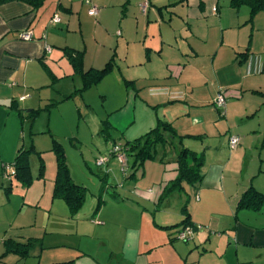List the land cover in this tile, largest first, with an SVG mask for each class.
<instances>
[{
	"label": "crops",
	"instance_id": "0c3cea01",
	"mask_svg": "<svg viewBox=\"0 0 264 264\" xmlns=\"http://www.w3.org/2000/svg\"><path fill=\"white\" fill-rule=\"evenodd\" d=\"M81 1L88 7V15L95 18L96 23L102 22L107 9H101L97 4L93 5L91 0ZM229 2L231 0L143 1L141 11L144 15L152 7L160 5L161 7H158L159 14H162L163 7L173 14L170 24H172L174 18L180 21L177 26L184 24L183 31L173 36V38L182 36V44L177 38L174 39L176 43L172 44L173 38L170 40L161 34L159 42L155 46H142L143 51L141 54L139 52L134 54L129 51L124 58L125 63L123 65L120 62L118 65L117 62L114 65L113 60L116 53L113 52L104 66L111 62L109 73L118 67L125 79L126 86L133 85V91L127 92L126 90V94L134 102L128 108H137L140 103L143 110L151 111L149 112L150 115L156 114V116L155 114L150 116L149 127H147L145 134L160 123L171 124L174 133L167 131L165 136L167 137L166 147L168 145L174 146V152L171 153L172 159L166 160V158L159 156V160L154 163H158L160 174L158 177L153 178L149 169H155L154 163L148 164V161L145 165L144 162L141 174L136 175L135 171L140 169L143 164L134 166V158H132L133 161L130 163L132 170L130 176H133L131 183L140 186V180L146 179L149 185H145L146 187H142V189H140V186L134 192L127 189L125 194L120 190H114L111 191L110 197L107 199L103 198L102 194L105 190L104 185L101 187L100 192L93 196L94 200L88 209L82 212L87 205L86 198L82 208L74 215L71 214L69 205L63 198L54 199L56 197L54 195L56 176L54 180L51 179L52 184L49 185L50 188L47 192L43 187L32 194L31 197H29V190L34 181L31 168L32 182L30 185H25L18 179V176H13L16 180L18 179L17 181H20L22 185L20 193H23V199L18 204L19 207L16 211L15 207L18 200L12 201L11 198V190H13L14 185L13 177L8 184L5 183L6 180L0 178V249L3 244L6 245V248H3L0 254V262L6 258H3L2 255H7L9 258L10 256L13 257L11 261H6L7 264H23L27 261L26 259L31 255V249L35 248L37 244L40 245L42 235L27 234L23 229L27 226L35 227L38 214H40L51 221L52 224H55L53 228L45 233V238L50 241H52L49 238L50 232L62 231L72 225L76 230L81 229L85 234L87 227L94 226L99 230V233H119L117 238L120 246L116 251L119 258L116 264H183L180 263L183 259L181 253L185 256L188 252L187 257H185L188 258L190 253L188 251L189 240L193 238V235L187 240V244L182 245V242H173V240L176 239L175 235H180L186 227L182 222L187 211L190 214V226L196 227L192 231H197L200 226H212L213 223L216 224V227L225 231L230 232L232 229L231 235L234 241L233 244H228L226 250L229 247L233 248L236 254L239 255L238 261L241 257L245 262L264 264V214L259 216V213H257L261 211L264 204L256 212L252 209L237 208L239 199L251 185L254 186L253 182L256 177H259L258 173L261 169V167H258L257 170L250 169L253 159L250 153L253 149L264 147V121L262 120L256 126L253 120L257 112L262 109L261 106H264V91L254 86L253 82H248L247 79L264 72V60L256 54L254 46H249V44L242 46L243 43L240 42V38L232 42L226 39L225 29L231 28V25H228L224 20L227 13L231 11L228 10ZM146 3H148V6L144 10L143 5ZM78 5V0H44V3L38 8L22 0H12L0 4L1 175L5 173L3 163L12 164L21 149L28 151L35 144L34 140H36L37 133L35 132L34 135L32 130L36 118L32 117L31 111L37 108L32 107L30 110H26V106H31L28 102L32 101V99H29L32 98V93L38 90L42 92V89L48 86L53 76H55L53 67H50L49 62H52L51 65L62 67L61 61L67 57L75 68L71 58V53H73L81 56V66L80 68L77 66L75 69L79 71L83 67L85 68L86 50L73 47L75 45L70 44L67 38L68 32H71L76 26L77 28L73 31H81L83 21L80 13L82 9ZM244 5L248 6L247 4ZM92 7L97 9L96 15L90 14ZM233 7L235 6H231L232 10L235 11ZM248 7L250 8V6ZM242 11L241 13L240 10H236V15L243 18L246 10ZM55 13H58L61 17V21L57 24L51 22ZM249 14L248 21L251 17V8ZM208 17L212 18L214 25L219 27L221 34L224 30L220 46H199L189 40L194 37L196 41H203L205 45L207 44L209 35L205 34L204 38L206 39L200 38L199 36L203 35L194 31V22ZM208 20L206 23H208ZM240 24L234 26L237 27ZM210 30H212L211 27L207 32H210ZM22 32H31L32 39L25 40L21 38L20 34ZM200 60L203 62L198 63ZM90 69H101V67L88 68L83 74V78ZM71 74L73 72H65L64 76H61L56 72L58 78L71 76ZM229 76L233 79L232 81H229ZM220 92H224L227 99L224 115L215 104V98ZM24 111L28 114H24ZM26 117L31 121L30 138L32 141L27 149L23 146V123ZM115 127L119 128L120 126L116 124ZM124 131L125 129L121 133ZM232 136L240 138L236 148L230 146ZM127 137L131 138V136ZM220 137L226 138V146L233 151L226 149L224 143H222L223 141L218 140L215 144L211 142L213 139ZM129 138L125 140V143L120 144L126 145L128 141L136 139ZM206 139H209V143L206 142ZM114 144H117L116 138L110 143L112 147ZM111 146L105 147V155L112 148ZM158 147H161V145ZM166 147H161L163 149L162 155L166 154ZM184 148L203 154L202 179L195 186L184 183L183 187L175 188L167 193V187L178 176V154ZM115 160L116 158H112L108 164ZM237 166H239L240 172L242 170L241 173L249 175V183L246 182L245 178L244 183H242L246 186L245 190L242 189L239 179L236 180V172L231 171ZM103 169H101L102 179L109 174V171L105 172ZM250 170L251 173H249ZM40 173L36 178L43 176L44 172ZM123 173L126 174V172ZM148 176H151V180L148 179ZM72 177L74 178L73 175ZM74 180L77 183L79 182L75 178ZM78 184L83 185L84 183ZM3 188L5 192L2 190ZM256 189L264 193L263 190ZM173 192L180 195L179 214L177 216L175 214L173 220L168 218L167 213L166 217L156 219L155 210L153 216L149 214L147 222L154 227L158 225L166 226V231L163 232L162 237L145 236V242L142 246L140 243L142 241L140 237L141 222L131 220L128 215L123 211L120 212V210L123 207L137 209L139 206H144L145 209L150 211L147 205H151L162 212L165 208V205H162L164 200L168 198L169 193L172 194ZM45 193L50 202L49 205H45V202H43V198L46 197ZM18 197L21 200L20 195ZM57 200L58 204L61 205L60 208L55 207ZM39 207L41 210H39ZM184 208L187 210L185 211ZM47 210L49 215H47ZM243 212L244 214L240 218L239 214ZM253 213L255 217H252ZM179 217L182 218L179 220ZM224 217H227V219L224 220ZM257 218H262L259 221L261 223H258ZM82 225L84 228H82ZM112 227H115L116 230H112ZM9 229H14V231H9ZM155 233H158V231ZM111 237H114V235H111ZM29 240L33 242L25 256L13 251L16 244L27 243ZM195 240L194 238L193 241ZM169 243H171V245H168L170 249H164L161 251V255L159 253L157 255L150 254L155 249L162 250ZM42 248L41 244L40 249ZM186 250L187 252H184ZM33 252H36V249ZM40 256L41 251H39L37 257ZM71 259L74 260V264H109L100 261L88 252H80L77 254L76 259L70 258L69 260ZM56 262L63 261L54 260L50 264Z\"/></svg>",
	"mask_w": 264,
	"mask_h": 264
},
{
	"label": "rangeland",
	"instance_id": "374dc122",
	"mask_svg": "<svg viewBox=\"0 0 264 264\" xmlns=\"http://www.w3.org/2000/svg\"><path fill=\"white\" fill-rule=\"evenodd\" d=\"M91 1L93 5L97 4L101 9H107L102 22H99L101 25L95 22V18L88 15V7L85 6L81 0H78V6L82 9L80 15H82L83 25L80 29L81 31H73L77 28L76 26V28H73L71 32H68L67 37L68 42L75 45L73 47L86 50L85 68L83 67L79 71L76 70L68 61L67 57L61 61L62 67L58 65H51L52 62L50 61L49 65L50 67H53L55 76L51 79L50 84L42 89V92L41 90L35 91L34 93L31 92L33 96L29 99H32V101L28 102L31 106H26V110H30L32 107L40 109L38 116L35 117L36 121L32 130L33 134L35 132L37 133V136L36 140H34L36 152H32L29 156L31 172L32 175H34V181L30 185L31 188L29 190V197L43 187L45 188V192H47L50 188L49 185L52 184V180H54V177L56 176L57 155L53 150V140L55 137L65 148L67 163L72 175L75 179H77V181H79L78 183H84L83 185L88 187L86 196L87 205L82 212H85L88 209L89 205L94 200L93 196H96L100 192L101 187L104 185L105 190H103L102 194L103 198L106 199L110 197L111 191L114 190H120L123 194H125L127 189L134 192L135 189L140 186V189H142V187L149 185L147 184L146 179L140 180V186L131 183L133 176H130L132 172L130 163H132L133 157L129 155H127V160L129 161L130 159V161L126 174L122 172L121 165L117 160L108 164V168L107 166L99 167L96 164V160L105 156L104 149L106 146L110 147L112 145H110V143L114 138H116L117 143H125V140L129 138L127 136H131L129 139H133L137 137L139 138L145 134L147 131L146 129H148L147 127H149V118L155 114L153 113L150 115V110H143V106L140 103L137 105V108H128L133 100H131V97L126 94V90L127 92L133 91V85L130 84L129 86H126L125 79L118 67L113 69L114 71L112 70L108 73L102 81L97 84H92L90 88L86 90H82L84 86L83 83L85 82V80H83V74L90 67H104V64L112 56L113 52L116 53L113 60L114 65L116 62L117 65L119 62L123 65V63H125L124 58L129 51L130 53L136 54L139 52L141 54L143 51L142 46H155L159 42L161 34L172 40L176 33L178 34V32L183 31L182 29L184 25L177 26L180 21L176 18H174L172 24H170V19L173 14L166 11L165 7L162 8V14H159L158 7H161L160 5L152 7L149 9L148 13L144 15L141 11V4L144 0ZM230 5L231 2H229L228 5V10L231 11L227 13L224 20H226L228 25H231V28H234L225 29L226 39H229L232 42L237 41L240 38V42L243 43L242 46H246L247 44H249V46H254L256 54L261 56L264 60V10L257 12L250 22L248 21L250 16V8L248 6L242 4L240 6L233 7V9H235L234 11L231 8L232 5ZM122 10L124 11L123 13ZM236 10H240L241 13L243 12L242 10H246L243 18H241L240 15H236ZM207 20L208 23H206ZM194 23V31L203 35L199 36L200 38L202 37V39H206L204 38L205 34H208L209 37L206 45L203 41H196L194 37L189 39L190 42L199 46H220L224 30L221 34V30L219 27L214 25L212 18L208 17L202 20L199 19ZM238 23L241 24L237 27L234 26ZM210 27L212 30L207 32ZM176 38L182 44L183 37L177 36ZM176 38H173L172 44L176 43V41H174ZM119 58L122 59V61H120ZM200 62L203 61H198V63ZM56 72L61 76H64L65 72H73V74H71V76L69 75L58 78L56 76ZM232 80L233 79L229 76V81ZM247 80L248 82H253L254 86L264 91V72L253 75ZM133 104L134 102L132 105ZM261 108L262 109L257 112L253 119L256 126H258V123H261L262 120L264 121V106H261ZM24 114L28 113L24 111ZM30 123L31 121L26 117L23 123V146L25 149L30 147L32 142L30 138ZM110 123L112 124L110 125ZM116 124L120 126L119 128L121 130L115 127ZM220 127L222 128V126ZM123 129H125V131H129H126V133L123 134L125 132L121 133ZM224 138H215L211 142L215 144L218 140L223 141L222 143H224V147L233 151L226 146V138L223 140ZM206 142L209 143V139H206ZM158 149L159 151L156 153L155 158L149 159L147 162L145 161V165L148 161V164L158 161L160 158L159 156L166 158V160L172 159L171 153L173 154L174 152V146L172 147L168 145L166 147L167 152L165 155H162L163 149L161 147H158ZM37 151H42V160L37 154ZM250 155L253 157L250 169L257 170L258 167H261L258 173L259 177H256L253 182L254 186L264 191V147L253 149ZM42 162L44 163V174L42 177L36 178L38 173L41 171L40 167ZM5 164L6 163H3V166ZM144 164L140 167V169L135 171L136 175L141 174ZM154 164L155 169H149V172L151 171L153 178H156L159 176L160 171L157 166L158 163ZM11 168L14 170L13 167ZM101 169L105 172L109 171L106 178L102 179ZM12 170H8L7 172L10 173ZM231 171L236 172V180L239 179L242 189L245 190L246 186L242 185V183H244V178L246 182L249 183V175L241 173L242 170L240 172L239 166L235 167L234 170L231 169ZM4 172L5 173H3V175L0 174V178L6 180L5 183L8 184L10 175H6V171ZM249 173H251V170ZM13 176H15V174L11 175V177ZM148 179L151 180V176H148ZM17 180L13 177L14 185L13 190H11L12 201L18 200L15 211L18 209V204H20L23 199V193H20L22 185L20 181ZM16 182L18 183L16 184ZM2 190L5 192L4 188ZM18 195H20L21 200ZM167 197L168 198H166L163 202L164 204H162L165 205L164 211L162 212L156 210L155 207H152L151 205H147L150 211L145 209L144 206H139L137 209L129 207H123L122 210L119 209L120 212L123 211L126 215H128L131 220H135V222L138 220L141 222L142 226L140 230V237L142 241L140 243L142 246L145 242V236L154 235V238L162 237L163 232L165 233L166 231V226L157 224L158 226L154 227L153 225H150V223L147 222L149 214L153 216V211L155 210L156 219L158 220L166 217V213L169 215L168 218L170 220L175 219L173 218L175 214L176 216L179 214L180 195L173 192L172 194L169 193ZM57 198L61 199L58 196L54 197V199ZM43 202H45V205H49L50 202L47 198V194L46 197L43 198ZM55 207H61V205L58 204V200L56 201ZM175 209L176 211L174 212ZM39 210H41L40 207ZM47 213V215H49L48 210ZM257 213H259V216H263L264 205L261 211H258ZM242 214H244V212L239 214L240 218H242ZM252 217H255L254 213ZM181 218L179 217L178 219L180 220ZM226 219L227 217H224V220ZM261 219L257 218L256 220H258V223H261L259 222ZM233 220L235 221L234 215ZM85 223L88 224L87 222ZM53 225L55 224H52V222L46 217L38 214L35 227L27 226L23 229V231L27 234L32 233L39 236L42 235L40 237V245L37 244L35 248L31 249V255L23 264H37V262L38 264H50L54 260L65 261L70 258L76 259L77 254L80 252H88L97 257L100 261H104V263L116 264L118 262L119 254H117L116 251L118 246H120L117 238L119 233H99V230H97L94 226H90L87 227V231L83 234L84 232L81 229L76 230L71 225L62 231L50 232L49 238L52 239V241H50L45 238V233L47 230L53 228ZM82 228H84L83 225ZM111 229L116 230L115 227H112ZM9 231L13 232L14 229H9ZM156 231H158V233H155ZM232 231V229L229 232L216 227L215 223H213L212 226H200L197 231H192L193 238L189 240V256L188 258H185L188 255L187 250L184 251L187 252L185 256L181 253L183 259H181L180 263L252 264V262H245L241 259V257L238 261L239 255L236 254L233 248L229 247V249L226 250L228 244H233L234 241L233 236L231 235ZM227 234L231 237L230 239ZM111 235H114V237H111ZM175 237L176 239H174L173 242L180 241L182 242V245L187 244V240L180 239L178 234L175 235ZM194 238L196 239L195 241H193ZM229 241L230 243H228ZM41 244L43 246L42 249H40ZM168 245H171V243L164 246L162 250H153L150 254L157 255L159 253V255H161V251L164 249H170ZM3 248L5 249L6 245H2L0 254L3 251ZM35 249L36 252H33ZM39 251H41V256L37 257ZM2 257L6 258L4 261L0 262V264H7L6 261H11L13 258L12 256L9 258L7 255H2ZM174 260L177 262L176 258Z\"/></svg>",
	"mask_w": 264,
	"mask_h": 264
},
{
	"label": "trees",
	"instance_id": "16d2710c",
	"mask_svg": "<svg viewBox=\"0 0 264 264\" xmlns=\"http://www.w3.org/2000/svg\"><path fill=\"white\" fill-rule=\"evenodd\" d=\"M12 0H0V4ZM25 1L33 7L38 8L43 3L44 0H22ZM233 6H240L242 4H247L251 8V17L250 22L252 21L254 15L264 10V0H231ZM71 58L75 68L81 66V56L79 54L71 53ZM111 70V62H108L101 69H90L84 75V86L82 90L90 88L92 84L99 83ZM40 112V109H34L31 111L32 117H37ZM170 131L174 133L173 127L169 123H160L157 127L153 128L146 134L142 135L139 138H136L133 141H128L126 146L128 147L127 155L134 158V166L141 165L149 159H154L156 153L158 152V146L165 148L167 145V137L165 132ZM53 150L57 155V173L54 186V195L63 198L66 203L69 205L71 214H76L83 206L88 188L78 184L72 177L71 170L67 163V157L64 146L54 138ZM36 151L34 146H32L28 151L20 150L19 154L16 157L15 162L12 164H5L4 168L7 165H10L15 170V175L18 176V179L21 180L25 185H30L32 182V177L30 173L29 165V154ZM41 153L37 152L40 156ZM178 176L175 180L171 181L170 185L167 187V193L175 188L183 187L184 183L191 184L195 186L202 179L201 168L204 165V156L203 154L190 151L186 148L182 149L178 154ZM41 173L44 170V163L41 164ZM6 171V168H5ZM12 179V177L10 178ZM264 204V193L258 191L254 186H250L241 196L238 202V209H252L258 211L261 209ZM186 211L187 209L184 208ZM190 214L185 212V218L182 224L185 226H190ZM193 230L195 226H190ZM32 240H29L27 243L16 244L13 248V251L19 253L22 256H25L28 252V248L32 245ZM53 264H74V260H68L63 262H56Z\"/></svg>",
	"mask_w": 264,
	"mask_h": 264
},
{
	"label": "built area",
	"instance_id": "2783aa9c",
	"mask_svg": "<svg viewBox=\"0 0 264 264\" xmlns=\"http://www.w3.org/2000/svg\"><path fill=\"white\" fill-rule=\"evenodd\" d=\"M148 6V3L143 5V9L145 10ZM97 9L95 7H92L90 9V14L91 15H96L97 14ZM61 21V17L58 13H55L51 19V22L54 24H57ZM20 37L25 39V40H31L32 39V33L31 32H22L20 34ZM215 104L218 108V110L224 115L226 107H227V99L226 95L224 92H220L218 96L215 98ZM240 142V138L238 136H232L230 138V146L231 148H236ZM127 151L128 147L124 144H114L113 147L108 151V153L99 159L96 160V164L99 167L107 166V164L110 162L112 158H116V160L119 162L121 165L122 171L126 172L127 167H128V160H127ZM12 166L7 165L6 168V175H14L15 171L12 170ZM8 170H12L7 172ZM192 229L190 226H186L184 230L180 233L179 237L185 240H188L191 238L192 235Z\"/></svg>",
	"mask_w": 264,
	"mask_h": 264
}]
</instances>
